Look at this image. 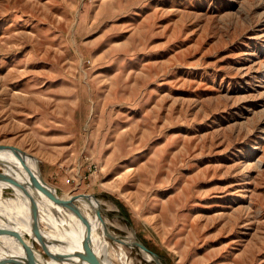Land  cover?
Returning <instances> with one entry per match:
<instances>
[{"label":"rangeland","instance_id":"374dc122","mask_svg":"<svg viewBox=\"0 0 264 264\" xmlns=\"http://www.w3.org/2000/svg\"><path fill=\"white\" fill-rule=\"evenodd\" d=\"M0 143L165 264H264V0H0Z\"/></svg>","mask_w":264,"mask_h":264},{"label":"bare ground","instance_id":"6f19581e","mask_svg":"<svg viewBox=\"0 0 264 264\" xmlns=\"http://www.w3.org/2000/svg\"><path fill=\"white\" fill-rule=\"evenodd\" d=\"M0 160L2 161L1 168L3 171L7 175L15 178L19 183L24 184L23 188L14 186L10 183H6V185L23 194L31 195L29 193L30 188L27 184V174L19 164L17 158L9 150H3L0 151ZM29 163H33V159L30 158ZM24 186L27 187V190H25L26 187L24 188ZM70 197L71 196H68L66 199ZM79 200H83L82 203L84 205V210L80 211V217L76 216V214H70L65 210L64 215H60L58 218L64 221L66 225L74 227L81 232H85V234L87 233L94 238L88 246L102 264H107V262L108 264H132L127 257L129 254L126 255L123 249L124 245L135 247L145 260L153 261L149 253L139 249L133 244L136 237L132 231L129 232V235L123 236L114 233L110 229L107 225V221H105L106 219L103 217L105 219H103V221L101 219L102 217L99 215L98 204H100V202H98L97 199L93 197H81ZM25 206V209L30 215L29 220L18 218L19 216L17 215V211H15L16 209H10L5 206L0 197V264H79L78 260L69 262L66 258H63L61 261L51 257L47 259L36 247H34L32 238L27 235V233H30L29 224L31 219L37 222L41 233L52 241L48 243L51 252H62L56 237V233H58L60 229L55 223L56 217L38 201L35 200ZM73 219L78 220L73 221ZM39 222L42 224V227L39 225ZM68 226L66 227L67 229H69ZM88 227H92L91 229L93 231ZM100 228L102 235L96 232V230ZM14 229L20 230L22 233L13 234L6 232L7 230ZM110 240L116 245V250L113 249Z\"/></svg>","mask_w":264,"mask_h":264},{"label":"water","instance_id":"95a60500","mask_svg":"<svg viewBox=\"0 0 264 264\" xmlns=\"http://www.w3.org/2000/svg\"><path fill=\"white\" fill-rule=\"evenodd\" d=\"M3 150H9L18 160L21 167L24 169V171L27 174V180H28V187L30 188L29 193L33 197L34 200L38 201L44 208L48 209L56 218L61 215H64L65 210L71 211L77 216H81V213L79 212V208L77 207L76 202L81 197H94L91 194L86 193H78L71 195L70 198L66 199L60 195H58L56 189L48 184L41 174L39 161L36 157L32 156L30 153L26 152L25 150L20 149L17 146L9 145V144H1L0 143V151ZM33 159V163H29V159ZM2 161L0 160V180L7 181L10 184L23 188L24 184L19 183L15 178L7 175L3 169L1 168ZM26 186H24L25 188ZM10 189V188H9ZM27 190V187L25 188ZM29 230L30 233H27L28 236L31 238L41 242V244L44 246V248L47 250V253L51 258H54L55 260L61 261L63 258H68L71 256H74L78 259L81 263H87V264H102L101 261H99L95 255L92 253V251L89 249L88 244L86 242H81L79 249L69 246L70 253L67 254L63 252H51L47 248V244L49 242H52L49 238L45 237L43 233H41L40 228L38 227V224L35 220L31 219V222L29 224ZM7 233H13V234H21L22 232L19 230H7ZM66 246L68 247V243H66ZM135 246H137L139 249L149 253L153 261L156 264H165L159 255H157L155 252L147 248L140 240L137 238L134 240L133 243ZM69 253V252H68Z\"/></svg>","mask_w":264,"mask_h":264}]
</instances>
